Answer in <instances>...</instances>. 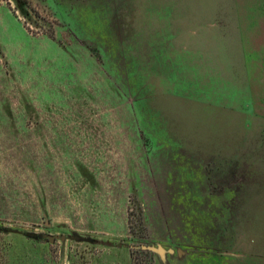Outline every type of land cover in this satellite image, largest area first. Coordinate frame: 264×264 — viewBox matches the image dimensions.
Returning <instances> with one entry per match:
<instances>
[{
    "label": "rangeland",
    "instance_id": "1",
    "mask_svg": "<svg viewBox=\"0 0 264 264\" xmlns=\"http://www.w3.org/2000/svg\"><path fill=\"white\" fill-rule=\"evenodd\" d=\"M0 264H264V0H0Z\"/></svg>",
    "mask_w": 264,
    "mask_h": 264
},
{
    "label": "water",
    "instance_id": "2",
    "mask_svg": "<svg viewBox=\"0 0 264 264\" xmlns=\"http://www.w3.org/2000/svg\"><path fill=\"white\" fill-rule=\"evenodd\" d=\"M15 231H18V230H15ZM142 249H145V250H153L154 248L151 247V246H148V245H143L142 246ZM160 251L163 252L164 250L161 248Z\"/></svg>",
    "mask_w": 264,
    "mask_h": 264
},
{
    "label": "trees",
    "instance_id": "3",
    "mask_svg": "<svg viewBox=\"0 0 264 264\" xmlns=\"http://www.w3.org/2000/svg\"><path fill=\"white\" fill-rule=\"evenodd\" d=\"M147 252H149V251H147Z\"/></svg>",
    "mask_w": 264,
    "mask_h": 264
}]
</instances>
